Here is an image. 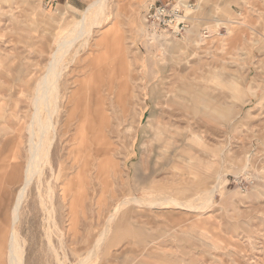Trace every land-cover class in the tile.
<instances>
[{
	"label": "rangeland",
	"instance_id": "374dc122",
	"mask_svg": "<svg viewBox=\"0 0 264 264\" xmlns=\"http://www.w3.org/2000/svg\"><path fill=\"white\" fill-rule=\"evenodd\" d=\"M97 1L0 0V264L13 225L22 264H264V0H178L194 5L179 38L144 22L171 0H105L59 65L49 161L12 224L36 83Z\"/></svg>",
	"mask_w": 264,
	"mask_h": 264
},
{
	"label": "bare ground",
	"instance_id": "6f19581e",
	"mask_svg": "<svg viewBox=\"0 0 264 264\" xmlns=\"http://www.w3.org/2000/svg\"><path fill=\"white\" fill-rule=\"evenodd\" d=\"M104 3H105V0H99L96 3L92 4L89 7L87 14L82 18L81 22H79L82 24L83 21L87 20L88 21L87 26H85L83 28H78L76 31L73 32V34L69 38H65L59 42L58 47H57L56 52H55V55L51 59L50 64L48 66V69L46 71L47 73L45 74L44 78H42L40 80V82L38 84L36 94L33 98V104H34L33 107H34V111H35L34 116H33L34 117L33 125L36 128L34 131L35 137L33 139L36 140V145H34V146L32 145V147H31L30 162H29L27 169L25 171L24 182H23L22 187L20 188V191L17 195V199L15 201L16 203L14 205V209H12L13 210V219H12L13 223L12 224H14V222H15L17 211L20 208V205H21V203L25 197L26 189L30 183V179H31L32 174L36 173L35 171H36V169L39 168L41 161L46 162V164L49 161V157H50V153H51V147H52L54 135L56 132V125L54 123L55 122L54 117H55L56 111H58V104H59V98H60V93H59L60 87H59V83H58V78H59L61 72L58 71L59 65L62 62V58L65 56L67 51L71 48V46L73 45V42L75 40H77L80 37L88 36L90 31L93 28L100 27L101 20L104 16V12H105ZM99 73H100V76H98L99 80L94 81V86L89 90V93L90 92H97L98 93V91H100V89L105 86L104 84H106V83H104V80L102 78V77H104L103 73H102V71H99ZM236 83H237V81H233V86H236ZM230 87L232 90V83H231ZM111 88H112V86H109V88H108L109 91L111 90ZM192 88L195 89L196 86H193ZM193 89H191V91H188V89L183 88L182 93L189 95L191 98L190 101L194 104H197V100H199L201 93L200 92L198 93V92L194 91ZM105 97H106V95H105ZM125 101H126V99H124V96H122L120 98V104H121L120 106L122 109L121 110V117H120L121 123H124L126 121L124 111H123ZM212 103H213L212 100H210V104L206 105L204 107V111H206V109H207L213 114L214 110H216V109L214 106H210ZM127 104H128V102H127ZM128 106H129V104H128ZM42 108H44V112L46 114L45 117H43L42 116L43 114H41L43 112V111L41 112V110H43ZM83 134H84V131H83ZM51 135H53V136L51 137ZM33 139H30V140L32 141ZM34 175H36V174H34ZM126 203L127 204L128 203L140 204L142 202L138 198H130L129 200H127ZM126 203H124V204H126ZM157 204L158 205L172 204V205L178 206V207L183 206V203L178 201V200H162ZM121 206H122V203L118 204L117 208L115 209V212H118L120 210ZM112 218H114V215L111 216V219ZM103 235H105V234H103ZM101 240H102V237L98 240L97 245L101 244ZM8 248H9L8 249L9 264H22L24 249H23L21 241L18 237V233L14 229V225L12 227V231L10 234V240H9Z\"/></svg>",
	"mask_w": 264,
	"mask_h": 264
},
{
	"label": "built area",
	"instance_id": "2783aa9c",
	"mask_svg": "<svg viewBox=\"0 0 264 264\" xmlns=\"http://www.w3.org/2000/svg\"><path fill=\"white\" fill-rule=\"evenodd\" d=\"M194 10L189 2L171 0L168 2H153L148 5L144 22L147 31L154 36L168 32L172 37H182L188 26V18Z\"/></svg>",
	"mask_w": 264,
	"mask_h": 264
},
{
	"label": "crops",
	"instance_id": "0c3cea01",
	"mask_svg": "<svg viewBox=\"0 0 264 264\" xmlns=\"http://www.w3.org/2000/svg\"><path fill=\"white\" fill-rule=\"evenodd\" d=\"M134 16H135V13L133 14ZM133 20H135V19H133ZM139 27V26H138ZM139 31H140V27H139ZM141 32V31H140ZM60 42V41H59ZM59 42L57 43V47H58V44H59ZM133 48V47H132ZM57 49V48H56ZM56 49L53 51V53L51 54V59L54 57V55H55V52H56ZM50 61V60H49ZM45 74H46V71H44V73H43V75L41 76V78L37 81V83H36V87H38V84H39V81L42 79V78H44V76H45ZM28 83V81L26 82V84ZM37 90V89H36ZM2 100H0V104H2V106H3V112H4V108H5V104H3L2 102H1ZM4 119V118H3ZM161 122H165V120H163L162 119V121ZM165 123H167V122H165ZM0 125H1V123H0ZM2 128V129H1ZM0 128V134L1 133H3L5 130H7L8 128H6V129H4L5 127H4V125H3V122H2V127Z\"/></svg>",
	"mask_w": 264,
	"mask_h": 264
}]
</instances>
